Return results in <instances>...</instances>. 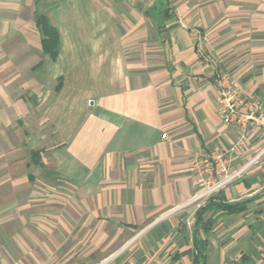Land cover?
<instances>
[{"label": "crops", "instance_id": "0c3cea01", "mask_svg": "<svg viewBox=\"0 0 264 264\" xmlns=\"http://www.w3.org/2000/svg\"><path fill=\"white\" fill-rule=\"evenodd\" d=\"M42 1L0 0V264H264L262 131L188 204L220 75L264 100V0H45L54 56Z\"/></svg>", "mask_w": 264, "mask_h": 264}, {"label": "built area", "instance_id": "2783aa9c", "mask_svg": "<svg viewBox=\"0 0 264 264\" xmlns=\"http://www.w3.org/2000/svg\"><path fill=\"white\" fill-rule=\"evenodd\" d=\"M219 89L218 114L227 126L237 128L240 136L230 149L215 148L209 155L195 161L198 193L188 202L194 206L195 211L207 204L214 195L244 177L248 165L231 168L232 155L240 151L243 143L254 139L257 131L264 134V100L244 92L228 74L220 75ZM89 103L94 104V100ZM165 137L166 134L163 135Z\"/></svg>", "mask_w": 264, "mask_h": 264}, {"label": "trees", "instance_id": "16d2710c", "mask_svg": "<svg viewBox=\"0 0 264 264\" xmlns=\"http://www.w3.org/2000/svg\"><path fill=\"white\" fill-rule=\"evenodd\" d=\"M36 20L40 28V32L43 34L45 42V50L49 51L53 56L57 54L58 50V39L55 28L51 25L49 17L45 14L37 12ZM49 49V50H48ZM33 157H38V153L34 152ZM212 199V198H211ZM210 199V200H211ZM208 206V205H207ZM238 204H219L218 207L224 210L237 211ZM204 208L200 211L202 212ZM199 264H205L204 261Z\"/></svg>", "mask_w": 264, "mask_h": 264}, {"label": "rangeland", "instance_id": "374dc122", "mask_svg": "<svg viewBox=\"0 0 264 264\" xmlns=\"http://www.w3.org/2000/svg\"><path fill=\"white\" fill-rule=\"evenodd\" d=\"M48 3L45 0L41 2L40 8H39V12L41 14L47 15L48 11L55 6V4L53 3H51L50 5Z\"/></svg>", "mask_w": 264, "mask_h": 264}]
</instances>
